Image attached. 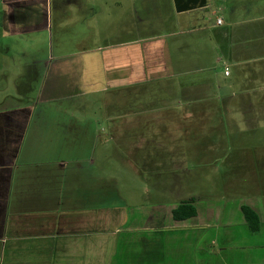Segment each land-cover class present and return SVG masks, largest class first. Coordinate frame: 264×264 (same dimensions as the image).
<instances>
[{
  "label": "crops",
  "instance_id": "obj_1",
  "mask_svg": "<svg viewBox=\"0 0 264 264\" xmlns=\"http://www.w3.org/2000/svg\"><path fill=\"white\" fill-rule=\"evenodd\" d=\"M151 3L162 29L126 36L124 0H3L4 30L46 53L39 100L0 105V264H264V154L243 158L264 145V0ZM141 179L170 195L139 200Z\"/></svg>",
  "mask_w": 264,
  "mask_h": 264
},
{
  "label": "rangeland",
  "instance_id": "obj_2",
  "mask_svg": "<svg viewBox=\"0 0 264 264\" xmlns=\"http://www.w3.org/2000/svg\"><path fill=\"white\" fill-rule=\"evenodd\" d=\"M156 0H139V2L136 4L139 7L141 6V9L135 10L133 12L132 10V0H124V7H125V16H126V36L128 35V29H132V26H129L128 24L133 25V20L135 21L134 25V32L140 31L141 35H145L146 33H151L153 31H158L162 29L164 22L160 19L161 13L163 12L164 8H161V5L158 4L160 1H157V4H152L151 2ZM209 1V0H208ZM2 6H3V0H0V105L2 104H16L20 101L25 102H36L40 98V86L37 84V80H39L40 76L38 72L43 68V63L40 59L45 55L46 49L44 48L41 38L39 36V32L37 30H33L31 32H25L20 34H11L4 30V27L1 22L2 18ZM130 13V14H129ZM212 17V15H211ZM212 19V18H211ZM162 21V22H161ZM164 30V29H163ZM67 31V29H66ZM208 31L205 30L203 32V36L207 35ZM96 45V44H94ZM205 46V51L207 52L208 48L207 45ZM212 56V55H211ZM212 59V58H209ZM210 66L208 67H216L219 68L220 65L217 62H210L208 64ZM2 73V75H1ZM20 74V75H19ZM19 75V76H17ZM15 77H20L22 82H26L22 84V87L20 88V85L14 83ZM158 83L150 84V88L153 87H159V89H163L162 87L165 85V83H162V81H156ZM239 80H236V84H238ZM40 83V81H39ZM206 87H210L209 85ZM23 90V91H22ZM108 94V93H107ZM89 96V95H87ZM122 98L127 99L129 97V93L127 91H124L122 94ZM100 96H97L92 94V98H98ZM109 98L113 97V94H108ZM90 125V124H87ZM243 125V124H242ZM79 126V124H78ZM99 127H102L101 130L108 131L106 123L103 122ZM250 141V140H248ZM262 148L258 149H252L248 155H244L243 158L248 159L250 158L252 160L251 164L255 166L256 159H261V155L264 154V145ZM115 149H112L111 141H109V155H108V166L110 169V174L113 176L110 180V188L116 187V175H120L124 171L120 170L118 172L113 171V168L115 169V165L117 162V158L114 155ZM264 158V156H263ZM248 162H246L247 164ZM113 167V168H112ZM127 173V171H125ZM242 177V176H241ZM128 179V174L125 175V180ZM243 178H238L239 182ZM142 180V179H141ZM140 182L144 183V188L146 189H156L157 193L154 196H150L147 192L143 191L144 193L140 194L138 199L140 200H150L151 197L155 198H164L166 196H162V189L161 185L156 186L155 188L152 187L151 183L152 180ZM127 183V182H126ZM128 187H124V189H127ZM121 190L123 188H120ZM143 190V189H142ZM171 190V189H170ZM169 190V191H170ZM176 192L178 189H174ZM173 190V191H174ZM197 188H192L193 192H196ZM204 194L209 195H215L214 193H223L227 189L224 188H216L212 189L210 187H204L203 189H200ZM161 193H160V192ZM172 191V190H171ZM189 190L181 192V194H177L174 196L171 194V199L175 200L176 198H180L186 193H188ZM231 191H233L231 189ZM186 192V193H185ZM185 193V194H184ZM184 197V196H183ZM126 199L129 200L126 196ZM177 200V199H176Z\"/></svg>",
  "mask_w": 264,
  "mask_h": 264
},
{
  "label": "trees",
  "instance_id": "obj_3",
  "mask_svg": "<svg viewBox=\"0 0 264 264\" xmlns=\"http://www.w3.org/2000/svg\"><path fill=\"white\" fill-rule=\"evenodd\" d=\"M191 201V198L180 200L172 208V216L174 218H184L194 214L195 208ZM240 209L247 224L249 232H257L259 229V219L257 213L247 204H241Z\"/></svg>",
  "mask_w": 264,
  "mask_h": 264
},
{
  "label": "water",
  "instance_id": "obj_4",
  "mask_svg": "<svg viewBox=\"0 0 264 264\" xmlns=\"http://www.w3.org/2000/svg\"><path fill=\"white\" fill-rule=\"evenodd\" d=\"M174 8L177 11L188 9L194 6L205 4V0H173Z\"/></svg>",
  "mask_w": 264,
  "mask_h": 264
},
{
  "label": "built area",
  "instance_id": "obj_5",
  "mask_svg": "<svg viewBox=\"0 0 264 264\" xmlns=\"http://www.w3.org/2000/svg\"><path fill=\"white\" fill-rule=\"evenodd\" d=\"M215 22L216 23H220L221 22V19L219 18V17H216L215 18ZM224 73H227V67H224V71H223Z\"/></svg>",
  "mask_w": 264,
  "mask_h": 264
}]
</instances>
